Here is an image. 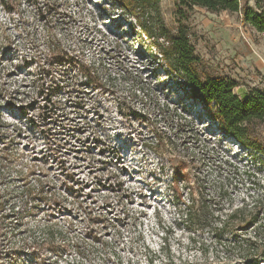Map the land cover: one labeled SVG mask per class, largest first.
Listing matches in <instances>:
<instances>
[{
	"label": "rangeland",
	"instance_id": "1",
	"mask_svg": "<svg viewBox=\"0 0 264 264\" xmlns=\"http://www.w3.org/2000/svg\"><path fill=\"white\" fill-rule=\"evenodd\" d=\"M31 1L0 0L5 264L194 260L176 225L175 170L251 201L264 194V154L226 134L162 59L156 24L177 32L179 0L144 11L123 0ZM240 1L264 12V0ZM187 24L213 75L238 82L240 97L264 92V36L241 13L195 7ZM48 41L82 57L87 72L50 66ZM256 135L264 147V124Z\"/></svg>",
	"mask_w": 264,
	"mask_h": 264
},
{
	"label": "trees",
	"instance_id": "2",
	"mask_svg": "<svg viewBox=\"0 0 264 264\" xmlns=\"http://www.w3.org/2000/svg\"><path fill=\"white\" fill-rule=\"evenodd\" d=\"M33 1L32 6L37 7V2ZM123 1L127 7L140 11L158 6L160 2ZM195 7L215 14L241 13L243 22L263 36L264 12L243 6L240 0H179L177 32H170L160 20L156 24L157 40L163 39V44H157L162 59L166 62L174 60L181 79L190 87L193 96L205 107H214V118L226 134L238 144L264 154V147L256 135L257 127L264 124V92L255 90L240 97L235 93L238 82L212 74L191 43L187 20ZM41 12L44 13L39 8V16ZM134 15L137 16L136 13ZM46 47L50 66H75L87 72L86 66L80 63L83 58L71 50L51 41ZM184 171L185 167L175 170L172 179L177 197L176 225L189 234V250L198 254L194 260L182 259L181 263L230 264L238 260L236 263L258 264L264 260V194L250 195L251 201L243 199L237 202L223 187H213L210 180L192 178L189 172ZM2 211L0 207V239ZM0 264H5L1 250Z\"/></svg>",
	"mask_w": 264,
	"mask_h": 264
}]
</instances>
